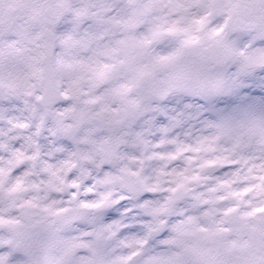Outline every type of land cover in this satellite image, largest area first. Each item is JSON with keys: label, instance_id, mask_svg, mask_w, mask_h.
Segmentation results:
<instances>
[{"label": "snow or ice", "instance_id": "1", "mask_svg": "<svg viewBox=\"0 0 264 264\" xmlns=\"http://www.w3.org/2000/svg\"><path fill=\"white\" fill-rule=\"evenodd\" d=\"M257 40L264 0H0V103L27 114L0 106V264H264ZM87 165L146 192V219L64 235L108 202L52 197Z\"/></svg>", "mask_w": 264, "mask_h": 264}, {"label": "clouds", "instance_id": "2", "mask_svg": "<svg viewBox=\"0 0 264 264\" xmlns=\"http://www.w3.org/2000/svg\"><path fill=\"white\" fill-rule=\"evenodd\" d=\"M234 40H238L241 43L252 40L251 35L236 33L233 35ZM256 47H264V41H256ZM227 72L228 74L234 73L236 71L235 66L229 65L226 67H216L212 65L209 67L210 74H215L216 72ZM250 83L260 84L264 83V71H257L253 77L249 80ZM253 93L264 95V92H256V89L251 90ZM191 102L200 103L199 100H192ZM0 106L4 107L6 114L9 116H26L27 114L18 111L23 108V100L16 99L15 97L5 98ZM5 130L8 128L6 123L0 125ZM31 131V130H30ZM16 133H11L15 135ZM5 140L8 137H4ZM53 141H49V145L52 146ZM63 154H57L58 157ZM156 163V162H154ZM90 175L87 177H81L80 167L77 166L68 176V182L71 183L73 180L77 181L80 184V187L77 189H67L63 193H52V197L58 200L68 201L71 199V194L73 191L77 193V199L73 201L74 205H77L82 202H103L105 197H108V202L104 207L100 209H90L88 210L87 218L83 220H78L67 226L66 231L63 233L66 236H79L81 233L86 231H92L97 227L96 223L92 222V217L100 218V220L107 224L111 223L113 220L120 221L122 224H136L139 225L142 220L146 219L143 215V209L141 208L142 203L144 202L145 196L148 194L146 192H136L131 188L127 187L123 183L114 182V183H102L98 181H103L104 171L103 169L97 170L91 165H87ZM113 174H118L116 170H113ZM151 168H146L144 171L145 176H151ZM89 188L92 189L89 192ZM29 195H33L30 193ZM153 199H158L159 197H151ZM140 229L137 227L135 229H125L121 233V238L126 235L135 234L139 232ZM0 236H3L4 239H9L10 237L6 232L0 233ZM44 237L42 234H37L35 237V243L39 244L43 241ZM7 246L0 248V254H3L7 251ZM86 254V253H81ZM11 264H22V261L19 258H13Z\"/></svg>", "mask_w": 264, "mask_h": 264}]
</instances>
